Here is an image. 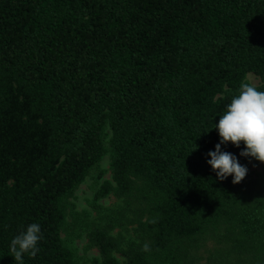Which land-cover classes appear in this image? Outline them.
I'll return each instance as SVG.
<instances>
[{
	"label": "trees",
	"instance_id": "trees-1",
	"mask_svg": "<svg viewBox=\"0 0 264 264\" xmlns=\"http://www.w3.org/2000/svg\"><path fill=\"white\" fill-rule=\"evenodd\" d=\"M247 73L264 91V0H0V264L32 223L23 264H80L69 225L101 264H264V163L231 142L240 183L207 163ZM106 154L95 197L123 205L97 224L69 199Z\"/></svg>",
	"mask_w": 264,
	"mask_h": 264
},
{
	"label": "clouds",
	"instance_id": "clouds-1",
	"mask_svg": "<svg viewBox=\"0 0 264 264\" xmlns=\"http://www.w3.org/2000/svg\"><path fill=\"white\" fill-rule=\"evenodd\" d=\"M220 137V142L214 151L207 155V163L216 172L218 179L223 180L229 175L232 183H240L247 174V168L239 164L237 158L229 152L221 151V144L231 142L239 147L244 144L241 156L252 157L264 163V91L258 90L255 83L247 77L239 84L237 92L231 97L225 110L219 115V121L214 125ZM196 145L194 150L196 149ZM41 226L32 223L15 235L10 241V252L17 264H23L24 254L35 258L41 251L37 246L43 240ZM143 251H149L145 244Z\"/></svg>",
	"mask_w": 264,
	"mask_h": 264
},
{
	"label": "rangeland",
	"instance_id": "rangeland-1",
	"mask_svg": "<svg viewBox=\"0 0 264 264\" xmlns=\"http://www.w3.org/2000/svg\"><path fill=\"white\" fill-rule=\"evenodd\" d=\"M248 78L256 85L259 84V78L252 73H247ZM244 78V80H245ZM108 138V137H107ZM107 141V139H106ZM109 156L106 154L99 162L98 166L90 171L85 180L77 187L73 195L69 199L73 211L81 212L85 210L89 213V219L97 224H106L110 221L111 216H115L119 207L123 205L122 200L112 193L101 198H96L95 194L98 188L105 180L111 181V172L109 168ZM254 172L253 177L258 178L260 166H252ZM70 222V219H69ZM124 225L114 227L110 234L120 241V249H125L128 242L134 239L133 225H128L124 221ZM78 227V226H76ZM78 229H73L70 225L62 233L65 239L73 238V245L77 250V256L80 264H101L99 254L94 247H87L85 236L77 235ZM113 255L119 264H125V257L122 252H114ZM96 260L98 262H96ZM204 260H202L203 263Z\"/></svg>",
	"mask_w": 264,
	"mask_h": 264
}]
</instances>
